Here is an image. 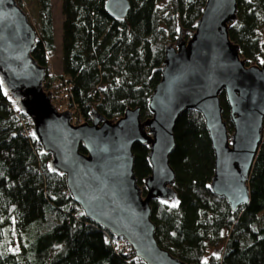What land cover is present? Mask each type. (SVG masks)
Here are the masks:
<instances>
[{"label": "trees", "instance_id": "16d2710c", "mask_svg": "<svg viewBox=\"0 0 264 264\" xmlns=\"http://www.w3.org/2000/svg\"><path fill=\"white\" fill-rule=\"evenodd\" d=\"M16 1L32 8L38 37L32 55L47 68L55 46L51 0ZM127 1V15L113 19L107 0H60L61 74L48 85L56 82L57 94L69 93L64 100L85 120L92 108L107 120L118 119L127 107L148 117L147 99L160 80L155 70L176 21L191 30L205 0ZM236 1L230 39L241 56L258 63L264 60L258 36L264 31V0ZM173 135L169 162L180 204L174 209L151 202L158 245L187 264H264V125L248 180L250 200L235 212L207 189L214 158L201 117L183 113ZM132 152L140 183L150 173L147 150L136 144ZM47 161L26 117L0 89V264H140L121 239L83 217Z\"/></svg>", "mask_w": 264, "mask_h": 264}, {"label": "water", "instance_id": "95a60500", "mask_svg": "<svg viewBox=\"0 0 264 264\" xmlns=\"http://www.w3.org/2000/svg\"><path fill=\"white\" fill-rule=\"evenodd\" d=\"M128 9L127 0L105 3L113 19H123ZM237 14L236 0H205L191 30L177 21L155 70L160 80L147 99L148 117L127 107L107 120L92 108L87 122L73 125L72 114L58 113L44 89L47 69L32 55L38 37L27 14L16 0H0V89L29 121L48 157L47 170L64 179L83 217L123 240L140 264H187L158 245L150 206L179 207L169 156L183 113L201 117L210 141L214 164L207 189L232 212L249 203L248 180L264 125V60L250 63L230 39ZM136 144L147 150L150 170L141 183L134 172Z\"/></svg>", "mask_w": 264, "mask_h": 264}, {"label": "rangeland", "instance_id": "374dc122", "mask_svg": "<svg viewBox=\"0 0 264 264\" xmlns=\"http://www.w3.org/2000/svg\"><path fill=\"white\" fill-rule=\"evenodd\" d=\"M51 6H52L51 14H52V17H53V21L52 22H53V32H54V39H55L54 44H55V46H54V51L47 57V68H46L47 69V72H46L47 73V78L44 81V89L51 91L52 98H53V104L55 105V110L58 113L70 112L72 114V122L71 123L73 125H80V124H83V123L87 122V120H85L81 115L77 114L76 111L72 110V108L69 107V105L67 103V100H64L65 97H68L69 93L68 94H66V93H62V94L58 93L57 94L56 88H58L59 84H57L56 82L53 83V85H50V89H49V85H48L49 84L48 79H51V78L53 79L54 78L55 80H57L59 78L60 74H61V55H60L61 13H60V0H51ZM203 6H204V4H203ZM20 7L27 14L30 24L32 25V27L36 31V23H35L36 22V17H34L33 14H32V8H30L25 2H22ZM258 36H259L261 41H264V31H259L258 32ZM173 39H174V37H173ZM122 246H120V248Z\"/></svg>", "mask_w": 264, "mask_h": 264}, {"label": "flooded vegetation", "instance_id": "af4514ba", "mask_svg": "<svg viewBox=\"0 0 264 264\" xmlns=\"http://www.w3.org/2000/svg\"><path fill=\"white\" fill-rule=\"evenodd\" d=\"M179 21V20H178Z\"/></svg>", "mask_w": 264, "mask_h": 264}]
</instances>
